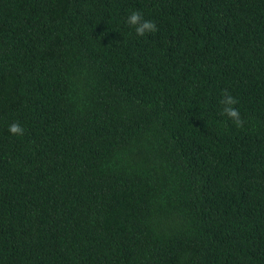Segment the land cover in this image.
<instances>
[{"label": "trees", "instance_id": "16d2710c", "mask_svg": "<svg viewBox=\"0 0 264 264\" xmlns=\"http://www.w3.org/2000/svg\"><path fill=\"white\" fill-rule=\"evenodd\" d=\"M0 264H264V0H0Z\"/></svg>", "mask_w": 264, "mask_h": 264}, {"label": "clouds", "instance_id": "9594fccd", "mask_svg": "<svg viewBox=\"0 0 264 264\" xmlns=\"http://www.w3.org/2000/svg\"><path fill=\"white\" fill-rule=\"evenodd\" d=\"M126 23L135 29L137 36H144L146 33H156L158 27L155 22L144 19V15L140 10L131 12ZM222 114L229 117L237 127H243L244 120L241 117L239 109L234 107L238 103L237 98L232 96L226 89L223 90L222 99L220 100ZM9 132L16 136L24 134V127L17 121L9 125Z\"/></svg>", "mask_w": 264, "mask_h": 264}]
</instances>
